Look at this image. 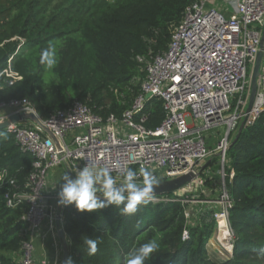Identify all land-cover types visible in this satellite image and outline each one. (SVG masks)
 I'll return each instance as SVG.
<instances>
[{
    "label": "trees",
    "instance_id": "1",
    "mask_svg": "<svg viewBox=\"0 0 264 264\" xmlns=\"http://www.w3.org/2000/svg\"><path fill=\"white\" fill-rule=\"evenodd\" d=\"M191 2L0 0V104L27 100L46 120L79 101L102 119L121 118L142 92L147 64L167 50ZM46 48L55 53L52 67L40 63ZM142 115L144 128H156L165 117L162 100L145 98L134 120ZM226 160V173L233 171L226 178L232 202L228 251L208 245L214 218L188 223L181 201L149 202L130 215L112 205L81 211L73 204L63 208L62 225L74 264H125L129 250L149 240L160 247L145 264H264V111L229 144ZM33 161L12 133L0 130V264H19L14 256L30 238L28 201L9 207L4 193L28 191ZM84 235L100 241L94 255H88Z\"/></svg>",
    "mask_w": 264,
    "mask_h": 264
},
{
    "label": "built area",
    "instance_id": "2",
    "mask_svg": "<svg viewBox=\"0 0 264 264\" xmlns=\"http://www.w3.org/2000/svg\"><path fill=\"white\" fill-rule=\"evenodd\" d=\"M207 2L192 0L186 7L167 50L147 64L142 92L121 118L110 115L102 119L83 103L74 101L48 119H41L58 138L60 151L29 119L6 127L5 131L14 135L20 149L34 159L26 184L28 191L20 192L14 187L13 191L4 193L9 207L21 200L29 203L24 219L30 226V238L22 244L19 264H34L31 237L48 216L50 195L44 193V188L49 171L63 167L73 173L71 170L83 167L86 160L98 167L108 166L118 182L125 168L137 171L140 183L141 167L152 170L160 180L192 174L193 179L172 192L173 195H154L151 202L181 201L186 206L185 218L188 223H194L201 217L195 211L196 199H201L203 193L200 191L204 184V178L199 175L201 165L209 158L219 157L218 190L215 196L205 195L203 200L212 209L210 217L214 218L217 234L223 233L230 244L228 211L232 202L226 178L231 180L233 171H225L226 150L240 123L249 126L264 111L262 61L255 97L246 112L250 72L264 27V0H236L231 5L234 13L230 17ZM6 74L19 78L15 73ZM148 93L162 100L165 112L164 119L154 129L142 125L145 115L139 122L134 120ZM25 111L37 114L33 105L24 99L2 103L0 122L11 114ZM209 134L212 145H209ZM64 207L58 202L54 205L60 228ZM187 237L188 230L184 229L182 239ZM41 264H47L46 260L42 259Z\"/></svg>",
    "mask_w": 264,
    "mask_h": 264
},
{
    "label": "clouds",
    "instance_id": "3",
    "mask_svg": "<svg viewBox=\"0 0 264 264\" xmlns=\"http://www.w3.org/2000/svg\"><path fill=\"white\" fill-rule=\"evenodd\" d=\"M55 53L46 48L42 50L40 63L52 67L55 64ZM74 175L64 173L59 181L57 192L58 204L73 205L77 210L94 211L109 205L115 206L120 214H135L141 205H147L153 199V194L160 186L152 170L141 167L142 183L138 182L137 171L125 168L120 172L122 179L117 181L108 166L98 167L95 162L86 160L81 168L71 170ZM55 187V186H54ZM88 255L98 251V239L87 235L81 237ZM160 245L156 240H149L129 250L125 257V264H145L157 252ZM64 264H74L69 256Z\"/></svg>",
    "mask_w": 264,
    "mask_h": 264
},
{
    "label": "crops",
    "instance_id": "4",
    "mask_svg": "<svg viewBox=\"0 0 264 264\" xmlns=\"http://www.w3.org/2000/svg\"><path fill=\"white\" fill-rule=\"evenodd\" d=\"M236 0H208L207 4L221 12L225 17H230L233 15L234 10L231 5H234ZM264 64V56H263ZM209 145H212V135H208ZM216 156V155H214ZM209 158L208 160H213ZM66 172L63 167L52 169L48 173V178L46 186L44 188V193L49 194L50 198L48 200V216L43 219L40 224L39 230L35 232L32 239L33 248V261L34 264H41V260L45 259L47 264H60L63 255V243L58 235V230L60 229L59 221L56 220L57 212H55L54 205L56 202V195L60 187L59 181L60 177ZM67 173V172H66ZM55 186V187H54ZM214 192V189H213ZM215 193V192H214ZM63 229V227H62ZM66 238V246L68 248V257L70 256V246L67 239V235L64 232ZM14 258L19 261L20 256L15 255Z\"/></svg>",
    "mask_w": 264,
    "mask_h": 264
},
{
    "label": "water",
    "instance_id": "5",
    "mask_svg": "<svg viewBox=\"0 0 264 264\" xmlns=\"http://www.w3.org/2000/svg\"><path fill=\"white\" fill-rule=\"evenodd\" d=\"M259 48L260 49L256 54L254 64H253L251 72H250V88H249V95H248V101H247V106H246V112L249 111V109L253 103L255 93H256V89H257V78H258L259 71L261 68V64L263 61V56H264V27H263L262 33H261ZM150 96H151V94H149V93L146 94V97H150ZM22 119H29L33 123L38 125L48 135V137L54 143L56 149L58 151L61 150L58 138L43 124L40 117L31 111H25L22 113H14V114L9 115L6 120L0 122V130H2V129L5 130L6 127L9 126L10 124L17 123L18 121H20ZM243 127H244V122H241L237 128L235 135L233 136L232 140L230 141V145L236 141V139L238 138ZM66 172L71 174V175H74L69 170H67ZM192 179H193L192 174L185 173V174H181L179 176H175L172 178H167V179L161 180L160 186L156 189L153 196L154 195H162V194H170V193L174 192L175 190L183 187L187 183H189ZM58 235L61 238V241H62L63 247H64L63 255H62V259H61L60 264H64L65 260L68 258V248L66 246V238L64 236V230L62 228H60L58 230Z\"/></svg>",
    "mask_w": 264,
    "mask_h": 264
},
{
    "label": "rangeland",
    "instance_id": "6",
    "mask_svg": "<svg viewBox=\"0 0 264 264\" xmlns=\"http://www.w3.org/2000/svg\"><path fill=\"white\" fill-rule=\"evenodd\" d=\"M45 80L47 83L54 81L53 77H47ZM187 122H189V120H187ZM218 169H219V157L218 158L215 157V159H213V160L212 159L207 160V161L203 162L201 165L199 175L202 179L205 178L203 176V174H201L204 172L205 174L208 175V179L206 180V182L202 186H200V191L203 190V193L200 194L201 199L197 198L196 202H195L196 203L195 211H196V213L199 211V217L210 215L212 213V209L208 205L204 204L203 199H204L205 195H207V196L214 195V192H216L218 190V184L220 182L219 174L217 173ZM211 175H213L214 177H212ZM47 179H49V178L47 177ZM212 188H214V192H213ZM203 207H206V209L202 210ZM215 232L217 233V228L215 229ZM221 236L223 238L224 234L223 233L219 234L217 236V238H218L217 240L211 239V237H210V239L208 240V245L211 246V249L218 251V252H221L223 250L228 251L230 249L229 241H227L228 239L225 238V236H224V239H222ZM219 242H221V243H219Z\"/></svg>",
    "mask_w": 264,
    "mask_h": 264
},
{
    "label": "bare ground",
    "instance_id": "7",
    "mask_svg": "<svg viewBox=\"0 0 264 264\" xmlns=\"http://www.w3.org/2000/svg\"><path fill=\"white\" fill-rule=\"evenodd\" d=\"M221 232H222V231H221ZM217 236H218V234L215 232V233L213 234V236L211 237V239H215V240H217V239H218ZM221 238H222V236H221ZM222 239H224V236H223ZM219 241H220V240H219ZM219 243H221V242H219Z\"/></svg>",
    "mask_w": 264,
    "mask_h": 264
}]
</instances>
